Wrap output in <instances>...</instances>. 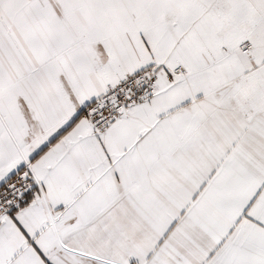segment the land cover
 <instances>
[{"label":"snow or ice","instance_id":"snow-or-ice-1","mask_svg":"<svg viewBox=\"0 0 264 264\" xmlns=\"http://www.w3.org/2000/svg\"><path fill=\"white\" fill-rule=\"evenodd\" d=\"M0 264H264V0H0Z\"/></svg>","mask_w":264,"mask_h":264}]
</instances>
